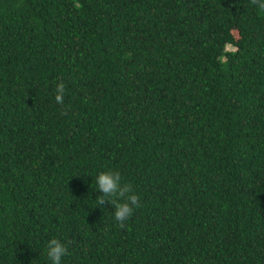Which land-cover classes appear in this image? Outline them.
<instances>
[{
	"label": "trees",
	"instance_id": "trees-1",
	"mask_svg": "<svg viewBox=\"0 0 264 264\" xmlns=\"http://www.w3.org/2000/svg\"><path fill=\"white\" fill-rule=\"evenodd\" d=\"M101 169L139 196L123 224ZM53 235L62 264H264L253 0H0V264Z\"/></svg>",
	"mask_w": 264,
	"mask_h": 264
},
{
	"label": "clouds",
	"instance_id": "clouds-1",
	"mask_svg": "<svg viewBox=\"0 0 264 264\" xmlns=\"http://www.w3.org/2000/svg\"><path fill=\"white\" fill-rule=\"evenodd\" d=\"M254 5L261 14H264V0H253ZM55 101L63 104L65 82L55 84ZM95 189L99 191L96 196L97 206L104 204L105 200L113 206L112 214L116 221L123 222L132 216L138 206L139 196L130 183L123 182L119 171L114 169H101L95 177ZM46 257L50 264H62V258L68 254L67 243L58 236H51L45 245Z\"/></svg>",
	"mask_w": 264,
	"mask_h": 264
},
{
	"label": "rangeland",
	"instance_id": "rangeland-1",
	"mask_svg": "<svg viewBox=\"0 0 264 264\" xmlns=\"http://www.w3.org/2000/svg\"><path fill=\"white\" fill-rule=\"evenodd\" d=\"M228 48H230V47H228Z\"/></svg>",
	"mask_w": 264,
	"mask_h": 264
}]
</instances>
